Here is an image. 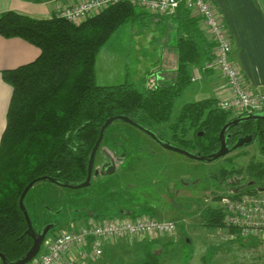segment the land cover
Here are the masks:
<instances>
[{
  "label": "trees",
  "instance_id": "16d2710c",
  "mask_svg": "<svg viewBox=\"0 0 264 264\" xmlns=\"http://www.w3.org/2000/svg\"><path fill=\"white\" fill-rule=\"evenodd\" d=\"M151 16L159 21L165 18L127 2L111 6L81 24L57 18L56 14L45 20L14 11L0 14L1 37L21 38L40 50L35 61L2 72L3 81L12 88L0 142V253L8 260L22 258L33 246L19 204L26 186L40 177L73 185L84 182L91 152L109 118L124 115L140 124L144 121L166 124L171 130L172 143L178 147L205 155L219 150V134L232 119V112L219 108L218 99L188 103L172 120L177 99L194 83L192 69L203 66L215 55L214 42L201 27L203 19L184 3L173 16L178 23L174 82L152 89L144 86L141 91L128 81L120 85L97 84V55L107 41L121 26ZM260 112L264 113V109ZM201 132L203 136H199ZM190 133L192 138H188ZM228 133L232 135L229 140L232 146L240 137L252 135L251 144L257 142L264 159V120L242 122ZM231 172L241 174L243 170ZM231 172L224 169L223 176ZM248 172L253 182H247L245 189H238L247 193L261 189L264 161L252 160ZM85 210H73V226L107 219L105 215ZM127 215L137 218L134 213L121 210L110 218ZM224 216L219 208H207L204 212L205 223L212 230L225 228ZM32 223L38 230L33 220ZM229 232L239 233L236 229ZM48 240L47 236L45 242ZM253 240L259 242L257 238ZM155 258L151 254L146 264H152Z\"/></svg>",
  "mask_w": 264,
  "mask_h": 264
},
{
  "label": "rangeland",
  "instance_id": "374dc122",
  "mask_svg": "<svg viewBox=\"0 0 264 264\" xmlns=\"http://www.w3.org/2000/svg\"><path fill=\"white\" fill-rule=\"evenodd\" d=\"M177 46L178 23L174 17L159 21L151 16L125 24L98 53L96 82L101 86L133 82L141 91L145 86V67L152 69L150 64L155 62L175 80ZM111 48L121 52H112ZM171 82L170 79L168 83ZM211 97L212 90L206 82L192 83L177 99L172 120L186 104ZM239 115L232 113L230 117ZM142 125L172 142L169 125L146 121ZM105 138L95 169L101 170L107 163V151L115 161L124 158L123 163L117 162L115 173L94 176L91 186L84 189L42 181L30 190L26 207L37 229L41 230L47 222L60 224L48 235L49 240L79 225H72L73 210L85 208L86 213L105 215L107 219L121 210L137 217L174 221L177 229L152 242L121 240L110 251L112 264H146L151 254L157 257L152 264H264V238H257L258 243L252 237L231 240L227 230H212L204 219L207 208L224 212L220 204L233 190L247 193L238 188L245 189L247 182H253L248 172L251 161H264L257 142L206 162L164 149L148 134L122 121L114 122ZM188 138H192L191 133ZM224 169L243 172L223 176ZM259 184L264 189V181Z\"/></svg>",
  "mask_w": 264,
  "mask_h": 264
},
{
  "label": "built area",
  "instance_id": "2783aa9c",
  "mask_svg": "<svg viewBox=\"0 0 264 264\" xmlns=\"http://www.w3.org/2000/svg\"><path fill=\"white\" fill-rule=\"evenodd\" d=\"M130 3L132 6L164 17L176 15L184 3L195 15L201 17L209 36L215 45L214 57L203 66L199 73L217 71L222 74L229 87V98L218 101V107L233 114H248L264 109V90L252 91L245 76L232 60L233 43L226 24L211 0H83L76 4L59 6L56 17L74 24L102 13L107 8ZM200 74H192V81ZM225 230L231 240L236 238H264V189L250 193L232 191L223 199ZM177 229L174 221L152 217H116L85 222L71 231L58 233L44 243L41 253L29 264H85L98 262L111 242L121 240H154L173 234Z\"/></svg>",
  "mask_w": 264,
  "mask_h": 264
},
{
  "label": "crops",
  "instance_id": "0c3cea01",
  "mask_svg": "<svg viewBox=\"0 0 264 264\" xmlns=\"http://www.w3.org/2000/svg\"><path fill=\"white\" fill-rule=\"evenodd\" d=\"M81 1L83 0H0V14L14 11L34 19L45 20L54 17L59 6L63 7ZM211 1L221 14L231 36L232 59L238 70L245 76L252 91L264 90V0ZM201 27L209 37L204 22ZM111 51L121 52L118 48L117 50L111 48ZM39 55L40 50L37 47L21 38L6 39L0 36V142L6 127V117L12 95V88L3 81L2 72L31 63ZM174 58L176 73L177 55ZM150 66L152 69L145 67L147 77L144 78V84L146 88L152 89L168 84L170 79L174 82L173 76L170 77L161 64L157 65L155 62ZM197 68L192 69V74H200L197 81L202 80L203 83L206 82L210 86L213 94L212 99L229 98V87L220 72L199 73ZM118 242L109 243L105 248L104 256L98 262L87 261L85 264H112L109 260L110 251L117 246Z\"/></svg>",
  "mask_w": 264,
  "mask_h": 264
},
{
  "label": "water",
  "instance_id": "95a60500",
  "mask_svg": "<svg viewBox=\"0 0 264 264\" xmlns=\"http://www.w3.org/2000/svg\"><path fill=\"white\" fill-rule=\"evenodd\" d=\"M252 120H254V121L255 120H264V113H261V112L260 113L259 112L248 113L247 115H239L235 118H232L222 128V130L219 134V139H220L219 150L215 153H212L209 155H204V154L199 153V152L196 153V152H192V151L183 149L181 147L174 145L170 141L164 140L162 137L155 134L150 129L144 127L142 124L134 121L133 119H131L128 116L118 115V116H113V117L109 118L105 122V124L102 126V128L100 130L99 138H98V140H97V142H96V144H95V146L91 152L89 165H88V176L84 182L73 185V184L60 182V181H58L54 178H51V177H40V178L33 180L32 182H30L26 186V188L24 189V191L20 197L19 204H20L21 210L23 211V213L25 215L26 221L28 223V230H27L26 234L29 235L33 239V246L30 248V250L22 258L15 260V261L8 260V258L6 257L5 254L0 253V262H1L0 264H29L41 252L43 244L45 243V240H46L47 236L49 235V233L53 229H55L56 226H58V223H49V224H46L40 231H37L33 226L32 220H31L30 215L28 213V210L25 206V199H26L28 193L30 192V190L37 183L42 182V181H51V182L57 183L61 186L69 188V189L79 190V189H84V188L90 187L92 184V180H93L94 176L107 175V174L110 175V174H113L116 172L117 163L107 151H104V154L108 160L107 163L104 164V166L102 167L101 170L95 169L96 158H97V155L101 149L102 143H103L104 138H105V134H106L108 128L114 122L122 121V122H125L127 124H130V125L138 128V129H140L141 131L148 134L152 139H154L164 149L180 153V154H182V155H184L190 159H194L197 161L211 162V161H215V160H218L220 158L226 157L228 154L231 153L232 150H237V149L243 148L247 145H250L253 142L254 137L252 135L240 137L236 141V143L233 145V147L230 149L229 140L231 139L232 135L228 134V131L232 127L238 126L242 122L252 121ZM203 135H204V132L199 133V136H203Z\"/></svg>",
  "mask_w": 264,
  "mask_h": 264
},
{
  "label": "flooded vegetation",
  "instance_id": "af4514ba",
  "mask_svg": "<svg viewBox=\"0 0 264 264\" xmlns=\"http://www.w3.org/2000/svg\"><path fill=\"white\" fill-rule=\"evenodd\" d=\"M228 134H229V133H228ZM229 147H230V149L233 147V146L230 144V142H229ZM123 160H124V158H122V160H121V159H120V160L117 159V160H116V163H117L118 161H119V162L121 161L120 163H123ZM120 163H119V164H120Z\"/></svg>",
  "mask_w": 264,
  "mask_h": 264
}]
</instances>
